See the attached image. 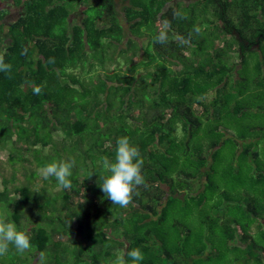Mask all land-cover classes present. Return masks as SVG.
<instances>
[{
    "label": "trees",
    "instance_id": "16d2710c",
    "mask_svg": "<svg viewBox=\"0 0 264 264\" xmlns=\"http://www.w3.org/2000/svg\"><path fill=\"white\" fill-rule=\"evenodd\" d=\"M15 3L0 220L31 247L0 264H129L132 248L141 264H264V0ZM124 136L144 183L121 208L98 184ZM53 160L75 161L68 189L36 181Z\"/></svg>",
    "mask_w": 264,
    "mask_h": 264
},
{
    "label": "clouds",
    "instance_id": "9594fccd",
    "mask_svg": "<svg viewBox=\"0 0 264 264\" xmlns=\"http://www.w3.org/2000/svg\"><path fill=\"white\" fill-rule=\"evenodd\" d=\"M159 39L163 41V34H161ZM10 68L11 66L8 63L0 60V72H8ZM40 91L39 87L34 89L36 94H39ZM74 165V160H53L45 163L39 169V175L45 181L49 178H54L58 186L68 189L71 187L70 177ZM141 166L142 159L139 149L130 144L128 137L118 138L114 160L103 161V167L106 169L107 174L100 177L101 182L98 184L105 198L121 208L126 207L131 200L133 188L144 183ZM10 246L14 247L18 252H23L31 247L30 237L27 233L20 230L15 223L0 220V256L5 255L9 251ZM127 256L129 264H141L145 259L140 248L130 249L127 252Z\"/></svg>",
    "mask_w": 264,
    "mask_h": 264
},
{
    "label": "rangeland",
    "instance_id": "374dc122",
    "mask_svg": "<svg viewBox=\"0 0 264 264\" xmlns=\"http://www.w3.org/2000/svg\"><path fill=\"white\" fill-rule=\"evenodd\" d=\"M16 5L15 0H0V9H6L7 11H9V14L5 17V19L2 21V23H6L11 21L14 17H16L19 13V10L14 6ZM259 56V54H258ZM254 57H257L254 55ZM260 57V56H259ZM252 79L249 78V83H251ZM248 82V81H247ZM246 82V83H247ZM29 170L30 171H34L35 168L30 165H28ZM0 189L2 187V178L4 177L7 180L10 179L11 176V168L9 166V164H7V151H0ZM36 171V170H35ZM37 172V180L36 181H40V175H39V170L36 171ZM15 181L13 182L14 186H19L22 185L24 183L27 182V176L25 175V171H23L19 166L16 167V175H15ZM35 181V182H36ZM10 188H12V185H8Z\"/></svg>",
    "mask_w": 264,
    "mask_h": 264
}]
</instances>
